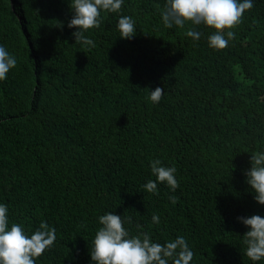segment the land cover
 Here are the masks:
<instances>
[{"label": "trees", "instance_id": "obj_1", "mask_svg": "<svg viewBox=\"0 0 264 264\" xmlns=\"http://www.w3.org/2000/svg\"><path fill=\"white\" fill-rule=\"evenodd\" d=\"M70 3L0 0V46L17 60L0 81V204L9 227L56 229L35 264H94L108 212L130 216L133 235L140 224L155 242L185 237L191 264H264L244 255L249 228L237 219L264 217L246 182L251 154L264 152V0L221 50L203 24L166 28V0H124L85 33L94 47L78 45ZM120 15L135 21L132 39L120 38ZM155 159L176 168L175 192L144 189Z\"/></svg>", "mask_w": 264, "mask_h": 264}, {"label": "clouds", "instance_id": "obj_2", "mask_svg": "<svg viewBox=\"0 0 264 264\" xmlns=\"http://www.w3.org/2000/svg\"><path fill=\"white\" fill-rule=\"evenodd\" d=\"M123 3L124 0H71L73 16L68 27L77 29L72 33L75 44L94 47V41L85 33L100 27L102 12L119 14ZM253 7V0H166L165 6L162 9L158 6V9L166 28L176 26L183 29L186 24H203L215 29L208 36V44L221 50L235 38L232 29L242 22L245 11ZM117 30L120 38L132 39L136 33L135 21L131 16L120 15ZM185 35L193 40L201 37L193 27H189ZM16 65V58L0 46V81L5 80ZM164 93V89L156 87L150 90L149 99L159 103ZM151 172L156 180L143 185L148 193L159 195L157 182L166 184L173 192L179 187L175 167L162 166V162L155 159L151 161ZM246 177L255 192L254 199L264 205V152L251 154V168L246 170ZM169 200L175 204L178 197L169 196ZM237 219L249 228L243 235L244 255L253 262L264 260V217L252 215ZM152 222L158 224L159 216L153 214ZM99 223L102 226L90 246L94 264H191L193 261L194 252L183 236L162 244L155 242L140 224L136 225L138 231L133 235L124 226L131 224L132 218L113 212L100 216ZM56 239V229L45 221H41L31 235L18 223L13 222L9 227L7 205L0 204V264H35L45 250L54 246Z\"/></svg>", "mask_w": 264, "mask_h": 264}]
</instances>
